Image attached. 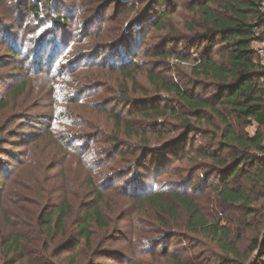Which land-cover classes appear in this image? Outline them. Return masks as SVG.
Returning a JSON list of instances; mask_svg holds the SVG:
<instances>
[{"label":"rangeland","instance_id":"obj_1","mask_svg":"<svg viewBox=\"0 0 264 264\" xmlns=\"http://www.w3.org/2000/svg\"><path fill=\"white\" fill-rule=\"evenodd\" d=\"M190 1L159 2L174 33H185ZM152 4L131 0L107 7L101 0H1L0 103L5 106L0 110V264H6L1 242L11 236L22 239L24 259L16 264L253 260L247 249L255 231L264 232V199L255 204L251 216L222 205L210 189L216 179L209 162L189 154L209 146L207 140L195 134L185 143L176 142L182 154L176 159L178 152L161 153L158 147L181 137L177 121L140 116L142 102L168 98L149 85V71L189 88V67L156 57L162 40L177 35L150 26L155 19L148 11ZM123 33L134 38L137 67H124L134 71L135 84L121 75L119 67L126 61L119 52L114 63L109 61L116 49L113 42ZM171 43L167 50L183 48ZM38 63L43 67L35 66ZM255 130V125L245 129L250 135ZM245 178L240 175L238 182ZM139 184L145 191L194 198L211 222L240 235L238 246L246 260L224 255L209 238L191 233L179 208L177 220H171L148 203L139 204L141 194L134 196ZM99 191L107 227L92 226L87 246L76 225ZM64 199L72 209L65 233L45 237L39 216Z\"/></svg>","mask_w":264,"mask_h":264},{"label":"trees","instance_id":"obj_2","mask_svg":"<svg viewBox=\"0 0 264 264\" xmlns=\"http://www.w3.org/2000/svg\"><path fill=\"white\" fill-rule=\"evenodd\" d=\"M101 1L109 7L130 3L131 0ZM170 1L151 0L153 4L148 10L155 18L154 22L150 21L154 30H167L172 35H177L162 40L159 49L155 50L157 53L160 51L156 57L159 60L170 58L177 64L189 67V88H182L149 71L146 74L149 85L157 94H165L168 98L166 101L157 99L155 102H142L140 116L146 120L177 121L179 128L183 130L181 137L158 147L161 153L175 150L179 154L180 146L177 147L176 142L185 143L188 137L195 134L203 136L209 146H199L189 154L209 162L211 176L216 179L210 189L222 205L237 207L242 212L246 211L248 216L254 215L255 204L264 199V57L258 54V48H264V0H191L186 9L191 18L185 22V33L181 34L174 33L166 13L159 8V2ZM139 38L140 33H137L136 41ZM133 41L132 34L119 35L113 42L116 49L109 55V61L114 63L119 52L126 61L119 67L121 75L135 84L134 71L130 67H124L127 63L137 67L133 64L136 59ZM170 42L175 45L180 43L183 48L180 51L167 50L166 44ZM35 66L43 67L39 63ZM198 88L201 93L197 92ZM4 104L0 103V110ZM118 123L121 124V120ZM253 125L256 130L250 135L245 129ZM177 156L176 159L182 154ZM240 175H246L243 183L238 182ZM145 189L147 188L142 184L134 188V196L141 194L138 197L139 204L148 203L171 220H177L179 208L186 217L187 228L191 233L209 238L224 255L246 260L238 246L240 235H233L226 225L211 222L194 198L177 193L149 192ZM164 196L170 201L165 200ZM102 203L103 193L95 192L93 201L80 213L76 230L87 246L91 245L92 226L98 229L107 227L101 209ZM71 212L69 201L64 199L58 207L46 215H40L38 221L44 236L51 237L52 232L63 235L65 222ZM21 243L22 239L18 236L8 237L1 242L6 264H16L24 259ZM247 250L254 255L253 260L247 264H264L262 230L255 231ZM15 254L17 257H12ZM173 264L195 263L175 260Z\"/></svg>","mask_w":264,"mask_h":264},{"label":"built area","instance_id":"obj_3","mask_svg":"<svg viewBox=\"0 0 264 264\" xmlns=\"http://www.w3.org/2000/svg\"><path fill=\"white\" fill-rule=\"evenodd\" d=\"M258 54H259L260 57H264V48H263V46H260L258 48Z\"/></svg>","mask_w":264,"mask_h":264}]
</instances>
